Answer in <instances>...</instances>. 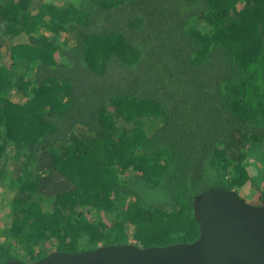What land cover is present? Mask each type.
<instances>
[{
	"label": "trees",
	"instance_id": "16d2710c",
	"mask_svg": "<svg viewBox=\"0 0 264 264\" xmlns=\"http://www.w3.org/2000/svg\"><path fill=\"white\" fill-rule=\"evenodd\" d=\"M250 180L264 0H0V263L192 242L195 196Z\"/></svg>",
	"mask_w": 264,
	"mask_h": 264
},
{
	"label": "water",
	"instance_id": "95a60500",
	"mask_svg": "<svg viewBox=\"0 0 264 264\" xmlns=\"http://www.w3.org/2000/svg\"><path fill=\"white\" fill-rule=\"evenodd\" d=\"M199 236L192 242L144 247L129 242L82 252L53 251L28 262L0 264H264V205L237 190L208 189L195 196Z\"/></svg>",
	"mask_w": 264,
	"mask_h": 264
},
{
	"label": "rangeland",
	"instance_id": "374dc122",
	"mask_svg": "<svg viewBox=\"0 0 264 264\" xmlns=\"http://www.w3.org/2000/svg\"><path fill=\"white\" fill-rule=\"evenodd\" d=\"M13 41H17L21 38V36H16V37H12ZM6 60L8 59V57L3 56ZM12 96H14L16 99L17 98H22V96H20L19 94H11ZM249 165V172L250 174L253 176V178H255V174L257 173V164L254 162V159H251L250 162H248ZM260 187H264V183H262L260 185ZM239 194L249 203L252 204H259L260 200H261V191L256 187V184L254 183V180H250L248 183H246L243 187L238 189ZM11 198V194H7L6 193V188L5 186L0 182V228L2 227V225L7 221V218L5 217L4 213L7 210V203L8 200H10ZM131 242H135L133 240H131Z\"/></svg>",
	"mask_w": 264,
	"mask_h": 264
}]
</instances>
